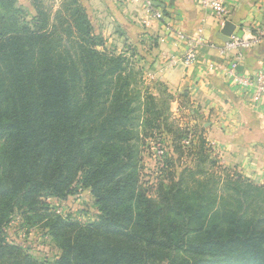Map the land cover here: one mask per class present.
I'll list each match as a JSON object with an SVG mask.
<instances>
[{
  "label": "trees",
  "instance_id": "16d2710c",
  "mask_svg": "<svg viewBox=\"0 0 264 264\" xmlns=\"http://www.w3.org/2000/svg\"><path fill=\"white\" fill-rule=\"evenodd\" d=\"M16 3L0 0V264H264V182L211 172L202 125L178 126L161 84L139 87L142 70L106 49L80 0L54 12L31 0L29 18ZM156 136L176 159L153 200L140 146ZM74 184L90 189L95 221L41 201L66 199ZM12 214L44 229L59 257L39 262L9 244Z\"/></svg>",
  "mask_w": 264,
  "mask_h": 264
},
{
  "label": "crops",
  "instance_id": "0c3cea01",
  "mask_svg": "<svg viewBox=\"0 0 264 264\" xmlns=\"http://www.w3.org/2000/svg\"><path fill=\"white\" fill-rule=\"evenodd\" d=\"M96 34L133 43L142 50L143 67L152 82L172 96L170 110L175 118L182 106L192 108L188 123H201L207 141L214 144L224 168L234 169L255 185L264 182V106L234 86L229 62L240 55L235 72L249 75L264 70V39L248 48L222 53L231 36L241 40L264 32V0H226L231 6L228 21L235 29L222 38L211 13L199 0H152L169 22L172 33L202 35L195 62L185 65V45L169 33L163 22L152 19L141 0H80ZM123 45V46H124Z\"/></svg>",
  "mask_w": 264,
  "mask_h": 264
},
{
  "label": "rangeland",
  "instance_id": "374dc122",
  "mask_svg": "<svg viewBox=\"0 0 264 264\" xmlns=\"http://www.w3.org/2000/svg\"><path fill=\"white\" fill-rule=\"evenodd\" d=\"M16 1L17 7L24 10L28 18L35 15L34 9L31 5V0ZM59 2L60 0H45V3L48 6H52V12L58 8ZM123 45V42L113 39L109 41L107 39L105 47L107 50L114 51L116 54L125 53L127 57H130L134 63L135 69L139 71L140 69L142 70V72L137 76V81L139 80V87L141 89L148 88L149 90L156 92L155 83L152 82L151 77L146 73V70L143 67L142 60L144 57H142V55L144 54L142 50H140L138 46H135L133 43L128 46ZM192 110L194 109L184 105L182 106V114H179L178 118H175L174 116V118H172L176 123L178 122V126L192 129L193 125L191 126L188 123V118H190V112ZM199 124L201 125V123ZM190 138L191 136L189 134L186 139L182 140V144L185 145L186 148L190 147ZM207 143L211 149L210 157L217 162V166L214 167L211 172H215L218 176H222L223 170L239 174L237 170L224 168L216 157L217 150L214 147V144L209 141H207ZM168 146L169 143L166 139L159 136L154 138H144L140 146L142 160L140 163L141 168L139 172V180L146 196L153 200H156L158 185L160 182H164V180H166V175L173 170L170 168L169 163L171 160H175L176 157L172 156L171 150ZM182 160V164L188 163L187 158ZM179 170L180 169H178V171ZM75 185L76 184H74L73 187L76 189V193L68 196L64 200L53 197H45L41 199V201L48 204L50 208L55 211V213L63 217L69 216L82 224L95 221L98 216L95 198L93 197L90 189L81 185L76 188ZM1 230L3 236L9 244L20 246L25 254L31 256L39 262H52L59 257V249L56 247L53 240L47 235L46 231L39 227H26L23 218L20 217L19 214L10 215L7 218V222L2 224Z\"/></svg>",
  "mask_w": 264,
  "mask_h": 264
},
{
  "label": "built area",
  "instance_id": "2783aa9c",
  "mask_svg": "<svg viewBox=\"0 0 264 264\" xmlns=\"http://www.w3.org/2000/svg\"><path fill=\"white\" fill-rule=\"evenodd\" d=\"M141 1L143 2L152 19L163 22L164 27L171 34L172 29L169 22H166L163 13L154 7L152 0ZM199 5L201 8L206 9L211 13L218 27L222 28L225 22L228 21V16L231 12V6L227 4L226 0H199ZM172 34L178 42L186 46L185 53L182 57V62L185 65L193 64L197 59L199 47L207 43L205 38L200 34L196 36H189L179 32ZM263 39L264 32H258L246 41L231 36L230 41L224 43L222 46L221 52L224 53L238 48H248ZM240 57L241 56L238 55L235 57V59L229 62L228 75L234 86L238 87L244 92L249 93L258 104L264 106V70L257 69L249 75H241L236 73L235 69Z\"/></svg>",
  "mask_w": 264,
  "mask_h": 264
},
{
  "label": "water",
  "instance_id": "95a60500",
  "mask_svg": "<svg viewBox=\"0 0 264 264\" xmlns=\"http://www.w3.org/2000/svg\"><path fill=\"white\" fill-rule=\"evenodd\" d=\"M234 29H235V27L231 22H229V21L225 22V24L222 27L221 32H220L222 38L227 39L228 37H230L232 35Z\"/></svg>",
  "mask_w": 264,
  "mask_h": 264
}]
</instances>
